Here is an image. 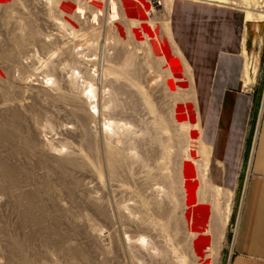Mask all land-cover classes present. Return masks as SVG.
<instances>
[{
  "label": "rangeland",
  "instance_id": "374dc122",
  "mask_svg": "<svg viewBox=\"0 0 264 264\" xmlns=\"http://www.w3.org/2000/svg\"><path fill=\"white\" fill-rule=\"evenodd\" d=\"M174 1L0 0V264H229L242 191L210 180Z\"/></svg>",
  "mask_w": 264,
  "mask_h": 264
},
{
  "label": "crops",
  "instance_id": "0c3cea01",
  "mask_svg": "<svg viewBox=\"0 0 264 264\" xmlns=\"http://www.w3.org/2000/svg\"><path fill=\"white\" fill-rule=\"evenodd\" d=\"M244 20L234 7L175 0L169 29L189 67L210 180L242 191L229 264H264V91L258 99L244 76L245 50L260 49L264 25Z\"/></svg>",
  "mask_w": 264,
  "mask_h": 264
},
{
  "label": "bare ground",
  "instance_id": "6f19581e",
  "mask_svg": "<svg viewBox=\"0 0 264 264\" xmlns=\"http://www.w3.org/2000/svg\"><path fill=\"white\" fill-rule=\"evenodd\" d=\"M77 0H69V4L76 2ZM204 2L207 1V3L210 2L211 3H216V4H227L229 1L228 0H203ZM241 7L242 10L244 11V17L246 21H256V22H264V0H241ZM231 4L235 5L238 4L236 2L231 1ZM230 5V4H229ZM239 5V4H238ZM253 5V6H252ZM240 8V6H239ZM244 20V21H245ZM147 34L151 35V29H147L146 30ZM134 33V32H133ZM135 34V33H134ZM139 37V35H137ZM120 37L122 38V36L120 35ZM149 37V36H148ZM175 76V75H174ZM244 76H245V84H247L246 81V70H244ZM88 89V88H87ZM89 94H93V90H92V86L89 85ZM92 97H94V95H92ZM190 129V128H189ZM191 130V129H190ZM193 135V131H190ZM190 133V134H191ZM1 136V135H0ZM4 138V137H3ZM196 139L192 138L191 139V143L194 146V143ZM191 147V146H190ZM187 157V156H186ZM184 155V158H186ZM188 165V164H187ZM3 166V165H2ZM192 166V165H191ZM189 167V166H188ZM2 169V168H1ZM14 171H12L9 168H3L2 170V174L1 177L3 179V182L9 186V187H13L14 188V180L16 178H14L16 176L13 175ZM192 172V171H191ZM186 174V172H185ZM192 174V173H191ZM193 175V174H192ZM191 175V176H192ZM1 179V178H0ZM16 181V180H15ZM16 183V182H15ZM187 184V183H186ZM187 190V189H186ZM194 193V192H193ZM230 193V192H229ZM188 195V193H187ZM194 206V205H193ZM194 209V208H193ZM197 210V209H195ZM202 210V209H201ZM200 211V210H199ZM199 217L196 219V223L194 224L195 227L199 228L200 227V231L203 232H208L209 228H207V225L205 224V221L207 220V214L204 211H201L200 213H198ZM193 221V220H192ZM203 227V228H201Z\"/></svg>",
  "mask_w": 264,
  "mask_h": 264
}]
</instances>
